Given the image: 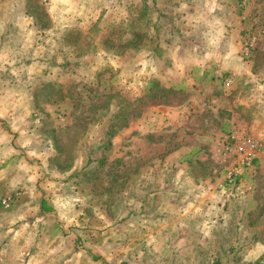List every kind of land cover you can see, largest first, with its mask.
I'll list each match as a JSON object with an SVG mask.
<instances>
[{
	"label": "rangeland",
	"instance_id": "1",
	"mask_svg": "<svg viewBox=\"0 0 264 264\" xmlns=\"http://www.w3.org/2000/svg\"><path fill=\"white\" fill-rule=\"evenodd\" d=\"M0 66L33 175L0 264H264V0H0Z\"/></svg>",
	"mask_w": 264,
	"mask_h": 264
},
{
	"label": "crops",
	"instance_id": "2",
	"mask_svg": "<svg viewBox=\"0 0 264 264\" xmlns=\"http://www.w3.org/2000/svg\"><path fill=\"white\" fill-rule=\"evenodd\" d=\"M8 70L9 73L6 74L13 73L10 69ZM3 77L2 66H0V90L4 88L8 91L11 90L12 84L10 86L2 82ZM20 89L25 90L23 87H20ZM27 89L31 88L28 87ZM24 102L23 99L16 101L15 99L0 96V193L3 194L2 201L6 199H9L11 203L15 201L16 207H18L19 202H30L33 198L30 193L21 194L19 192L23 188L26 190L31 189V180L33 177L23 157L26 148V137L29 131L26 130V117L25 114L19 115L18 113L12 112L13 110L15 111L14 107L19 103L21 106H24ZM37 173L38 171L35 174ZM30 189L29 191H31ZM46 201H40L34 206L36 215H41L42 217L51 215L52 212L44 213L40 208L41 204L43 202L46 203ZM50 208L52 211L54 210L51 206ZM18 210L11 212L9 217L12 219L19 218L18 216L21 214L18 213Z\"/></svg>",
	"mask_w": 264,
	"mask_h": 264
},
{
	"label": "trees",
	"instance_id": "3",
	"mask_svg": "<svg viewBox=\"0 0 264 264\" xmlns=\"http://www.w3.org/2000/svg\"><path fill=\"white\" fill-rule=\"evenodd\" d=\"M134 31H132V35L130 38H122L121 36L119 37H112V36H107L104 41H103V46L106 48V50L111 51L112 53H116V54H121L124 52H127L129 50H136L138 49V44L140 43V36L136 33H133ZM114 32L111 33V35H113ZM121 52V53H120ZM122 107H117V111L114 114V116L112 117L113 119H117L116 123L120 122L121 119H118L119 117H121L122 114ZM115 126V124H112L109 128L108 131L106 132V136L107 137H112L114 134V131H112L113 127ZM71 156H68L67 158H65V160H63L61 162V164L59 165V168L64 171V170H69L72 167V163H71ZM92 163L91 159H89L87 166H90V164ZM101 163H103V161H99V167L101 165ZM85 167V168H86ZM98 166L95 167V170L99 168ZM85 169L79 171L77 174L82 173V174H90L91 172H84ZM41 210L44 213H49V212H53L52 209L50 207H47L45 205V203L43 202L41 204Z\"/></svg>",
	"mask_w": 264,
	"mask_h": 264
},
{
	"label": "built area",
	"instance_id": "4",
	"mask_svg": "<svg viewBox=\"0 0 264 264\" xmlns=\"http://www.w3.org/2000/svg\"><path fill=\"white\" fill-rule=\"evenodd\" d=\"M9 201H10L9 199H6L5 201H3V204H6Z\"/></svg>",
	"mask_w": 264,
	"mask_h": 264
}]
</instances>
